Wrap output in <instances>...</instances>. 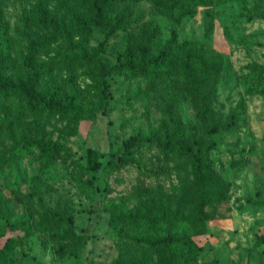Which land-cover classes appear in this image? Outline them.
<instances>
[{
	"label": "rangeland",
	"instance_id": "rangeland-1",
	"mask_svg": "<svg viewBox=\"0 0 264 264\" xmlns=\"http://www.w3.org/2000/svg\"><path fill=\"white\" fill-rule=\"evenodd\" d=\"M91 1L0 0V52L7 58L0 71L21 88L25 102L51 99L95 110L94 75L75 56L96 55L111 67L147 62L169 46L174 59L188 40L220 58L207 100L221 125L212 135L215 146L200 178L184 155L160 146L177 135L194 152L208 144V121L179 81L163 74L165 65L150 63L146 75L110 72L107 113L94 118L49 116L37 107L28 113L4 100L0 227H14L0 230V247L8 236L14 242L13 257L0 258V264H112L118 238L106 207L142 203L167 205L182 216H209L205 230L191 236L200 247L197 264H264V94L257 91L264 80L259 83L248 67L264 65V0H203L182 16L167 8V0H107L105 18L117 22L112 30L88 12ZM133 135L140 142L123 163L99 171V190L91 199L75 181L87 176L80 168L86 149H96L105 162ZM38 139L66 149L43 163L46 154L27 145ZM39 196L47 208L73 215L77 236L88 235L81 260L72 253L75 244L62 247L54 239L40 216ZM140 254L137 247L133 259ZM145 256L155 260L150 251Z\"/></svg>",
	"mask_w": 264,
	"mask_h": 264
},
{
	"label": "trees",
	"instance_id": "trees-1",
	"mask_svg": "<svg viewBox=\"0 0 264 264\" xmlns=\"http://www.w3.org/2000/svg\"><path fill=\"white\" fill-rule=\"evenodd\" d=\"M167 1L170 3L168 9L179 11L177 16L187 15L189 7L203 2V0ZM86 8L100 23L107 26L108 30L114 29L117 22H111L105 18L106 11L110 10L107 7V0H92L91 4L86 5ZM173 32L175 33V30ZM106 36H109V31ZM181 47L184 52L178 54L179 56H175L174 59H170L172 56L171 47L166 46L147 62L121 61L111 67H106L96 55L85 52L80 56H75L78 57L79 63L88 66L94 75L97 90V107L95 110L84 109L70 102H57L51 99H35L34 103L27 104L23 98L21 88L14 83H10L1 71L0 103L6 100V103L12 104L19 110L24 109L28 113H32V111H35L34 107H37L35 108L37 113L49 116L94 118L97 113L102 115L107 113L109 85L106 76L110 72L127 70L131 73L146 75L150 71V63L165 65L168 70L163 74L169 79L179 81L184 90L187 91L190 99L199 107V113L208 121V126L204 128L208 144L203 151L198 148V151L194 152L177 135L172 143L165 142L160 146L167 149V151L175 150L184 155L191 163L195 175L200 178L203 160L215 146L212 135L218 132L221 127L220 123L215 121L210 114L207 103L213 91L214 77L220 71V58L207 48L193 46V43L188 40H185ZM6 59V56L0 52V69L5 68ZM69 59H72V57ZM248 67L254 72L258 82L261 83L264 80V65L250 63ZM257 91L264 94V83H261ZM170 97L173 99L174 95ZM173 123H175L174 126L178 130L177 122L173 121ZM139 142L138 136H129L123 141L122 149L109 153L105 162L100 159V154L96 149L88 147L86 149V163L85 165L80 164L81 170L87 176L86 178L75 176L77 186L82 191L87 192L91 199H94L99 190L97 185L99 171L123 163L126 159L125 155L130 154L132 148ZM27 145H33L34 149L46 154L43 157V163L66 149L61 143L39 139L30 141ZM37 204L42 220L46 225L49 224L50 226H48L54 232V239L62 247L75 244L77 250L72 253L76 259L81 260L80 250L86 246L89 238L87 234L78 236L75 234L73 215L66 210L47 208L40 196L37 199ZM106 209L110 213L109 224L118 238V257L113 260L112 264H197L196 254L200 247L196 245L191 236L205 230L204 223L209 218L207 214L198 211V217L182 216L171 210L167 205L161 204L157 207L148 203H142L140 206L131 208H126L120 204H111ZM13 227V223L7 222L5 226L0 227V230L5 232L7 229H13ZM197 227L200 230H196ZM24 229L29 230L27 223H24ZM13 242L14 238L12 236L6 238L4 244L0 247V258L13 257ZM137 247L141 248V254L133 259ZM148 251L155 256L154 261L147 262L145 253Z\"/></svg>",
	"mask_w": 264,
	"mask_h": 264
}]
</instances>
